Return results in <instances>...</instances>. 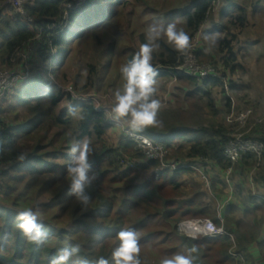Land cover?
<instances>
[{
	"label": "trees",
	"instance_id": "16d2710c",
	"mask_svg": "<svg viewBox=\"0 0 264 264\" xmlns=\"http://www.w3.org/2000/svg\"><path fill=\"white\" fill-rule=\"evenodd\" d=\"M239 1L35 0L34 6L25 8L32 23L12 7L0 13V70L22 71L28 67L31 71L30 78L16 85L0 105V168L8 167L0 171V264H50L56 250L67 243L78 244L81 248L78 255L87 258L90 264H95L99 257L114 264L112 253L118 245L117 233L128 229H134L140 238L141 264H160L165 256L186 252L193 244L199 250L194 264H235L230 255L233 248L244 258L243 264H264V197L252 191L248 194L244 188L248 181L243 180L235 185L237 203L227 204L220 212L201 174L195 170L199 168L211 176L210 171H217L216 167L221 174L234 167L242 177H249L257 164L251 155L234 166L228 162L224 149L235 129L214 121L223 114L214 98L216 89H221L225 95L226 101L222 103L226 108H231V98L224 88L235 89L231 75L237 68L233 48L237 34L232 29L241 32L246 28L250 0H242L241 5ZM165 3L170 7L161 14L159 5ZM69 4L71 8H67ZM259 4L260 0L256 7ZM111 5L120 11L132 7L127 12L131 16L144 9L153 14L150 20H154L153 23L177 21V27L190 37L208 23L212 28L205 36L226 33L225 38L219 40V46L226 52L221 58L223 72L217 80L203 82L205 90H198L196 80L176 70L180 53L166 38L159 41L153 53V64L158 71L157 98L164 92L166 81L176 78L195 88L186 100L189 104L186 113L200 114L203 110L199 104L205 103L209 117H213V121H209L194 120L192 116V126L172 130L162 126L166 121L165 112H159L161 123L158 127L137 133L164 146L166 164L179 165L176 171L165 170L158 180L155 171L160 162L147 160L138 145L127 139L126 132L131 131L126 122L112 119V99L104 101L98 109L93 102L74 100L68 91L74 88L83 94L101 89L99 81L95 89L90 75L80 87V74L68 76L65 72L75 67L79 57L76 45L88 30L108 26L113 33L110 38L114 43L103 52L110 68L114 55L124 56L123 61L127 63L138 51L130 46L116 48L115 42L122 33L119 25L113 27L111 24L117 13L107 12ZM217 5L218 10H214ZM217 13L219 27L215 21ZM70 27L85 29L75 32ZM140 39L143 43L145 36L141 34ZM24 56L28 60H24ZM73 57H76L74 63ZM88 67L91 75L100 76L96 66ZM198 95L200 98L196 97ZM194 97L197 101L191 102ZM69 104L80 108L83 120L69 114L66 107ZM116 127L120 133L117 142H113L110 135L116 132ZM249 136L264 144V122L256 125ZM77 139H87L94 149L91 162L97 180L88 189L91 195L88 205L75 202L67 194L70 178L66 166L70 163L71 144ZM221 174L215 176L212 189L224 195L226 184ZM256 182L264 188V177ZM217 184L222 188L218 189ZM43 195L45 202L40 201ZM33 206H39L40 218L49 232V239L43 245L28 243L16 226V214ZM258 213L261 216L257 218ZM251 215L255 217L252 225L247 221ZM205 218L212 219L227 234L215 239L191 240L177 231L181 221ZM256 247L259 259L250 253ZM76 259L73 257V261Z\"/></svg>",
	"mask_w": 264,
	"mask_h": 264
},
{
	"label": "rangeland",
	"instance_id": "374dc122",
	"mask_svg": "<svg viewBox=\"0 0 264 264\" xmlns=\"http://www.w3.org/2000/svg\"><path fill=\"white\" fill-rule=\"evenodd\" d=\"M257 2L258 0H250L247 3L248 7L243 5L247 7L246 28H244L241 32L238 29H232L233 33L237 34V40H235L233 43V48L236 57V62L234 64L237 66V68L235 70V73L231 75L233 84H235V89H231L230 86H226L224 88V90L228 92V97L231 98V108H226L224 105L225 103H222L223 106L222 110L223 112H225V114H227L226 117L228 118V120L223 121L224 115L214 119V121H219L222 124H224L226 127L232 129L238 128L237 118L239 115H241V113H243L246 110H252V114H253L251 120L248 123L250 127H252L256 119L264 118V0H260V4L257 5L256 7ZM241 3L242 0L239 1L240 5ZM254 3L255 6L252 5ZM153 5H151L150 7H152ZM220 6L222 5L220 4ZM169 7H170L169 4L165 3L164 6L160 4L159 8L161 9V14L164 13V10L169 9ZM218 7L219 5H217L214 10H218ZM160 9L158 11H160ZM111 10L112 12H117L116 16L112 17L111 24L113 25V27L119 25L120 28L119 30L122 33L121 36L117 37V40L115 42L116 48L118 47L121 50V48H125L124 46H130L132 48H136L139 50V47L141 45L140 35L143 34L145 36L146 33L148 32L150 25L153 24L154 20L150 21L154 18L153 14H148L149 12H146L144 11V9H142V11H140L139 14L136 13L135 15L131 16L128 15V13L132 10V7L127 8L126 11L125 10L120 11L118 7L116 8L113 5L108 7L107 12L109 13ZM215 21L219 27L221 22L219 24L218 13L216 14ZM158 23H162L164 25L166 24L164 22H158ZM174 23H177V21H175ZM107 27L108 26H105V28L98 26L86 32L84 38L81 39L80 42L76 45L77 47L75 51L77 50L79 51V57L76 60L75 67H72L71 69L65 71L68 76L78 75L77 73L80 74L81 76V83L79 84L80 87L85 85L84 82L87 80V77L89 75L92 77V81H93V85H95V89H97L99 84L98 81H99L101 83L100 91L89 90L86 92L84 91L83 94L78 93L77 95L80 96H85L87 94L95 95L100 105H102L103 102L108 99L110 100L112 99L111 100V104H112L114 92L116 90H122L125 84V81L122 79L120 74V68L122 65L125 64V62L123 61L124 56L122 57L119 55L118 56L114 55L112 57L113 58L112 66L110 68V65L109 67L107 65L108 64L107 57L103 55V52L107 50V46H109V44L111 43H114L112 38H110L113 33H111V30H109V28ZM210 28H212V26H210V24L208 23L190 38L192 40V38L195 36L199 37L197 38L198 46H200L199 51L202 52V55L199 56V61L203 64H211L212 66H214L213 68L219 74H221V72H223L224 69L223 63L221 62V58L226 56V52L222 51L221 46H219V40L225 38L226 33L216 34L215 37L212 36L207 37L205 36V32L208 31V29ZM83 29H85V27L84 28L80 27L78 29L70 27V30L75 32H82ZM135 29L136 31H134ZM75 58L76 57H73L72 63H74ZM88 66H96L97 73L100 76L95 77L94 75H91ZM186 88L188 89V92H186L187 91ZM191 91L192 89L189 88V86H186L185 84L177 81L175 78L167 80L164 85V92L160 94L161 97L160 102H162L160 112L168 111V110H174L175 113L181 112L182 107L184 106L187 100L186 97L187 93ZM221 91H222L221 89H218V92H215L216 97L224 96V94L221 93ZM196 97L200 98V96H196ZM196 97L191 98V102L197 101ZM216 97H214L215 100H217ZM223 98L221 101H226V97ZM199 108L203 110V112L201 113L204 115L199 116V113H197V115H191L192 113L189 111L190 113L188 114V120H190L191 123L197 119L198 120H201L202 118L204 119V117L205 119H209L213 121V117L211 116L209 117V113H208L209 110L206 108L205 103L202 104L200 103ZM164 114H165L164 120L167 121L166 124L162 123V126L168 127L170 125L169 123H171L169 121L171 117L167 116L166 113ZM192 116H195L194 120H192ZM5 117L6 116L4 114L3 118ZM10 117L13 118V116ZM179 117L183 118V116L174 117L175 120L172 123H175L178 120L180 126L185 125V121H183ZM114 130L116 132H112V134L110 135V140L113 142H117L119 131L117 127ZM32 134H34V131L32 132ZM28 143L30 142L28 141ZM161 167H162V163L160 162L159 168L155 171V178ZM209 171L210 169L208 170V172ZM232 175L233 176L229 178V181H231L232 178L231 182L233 187L236 184L239 183L241 184L243 180H247L248 182L244 186V188L247 190L246 192L250 194V192L253 191V194L254 193L259 194L257 190L260 184L256 182V179H261L262 177H264V160L259 165L258 164L255 165L254 170L251 172L249 177H242V175H240L238 172L234 170V167H233ZM205 177L211 183L210 188H208L205 179H203L206 188L208 190L210 189L209 191H212L213 194H217L215 192V189H212V185L215 182V181L213 182V176L205 175ZM41 182L43 183V181ZM41 197L42 199H40V201L45 202L46 196L43 195ZM217 205L221 212L222 204L220 205L219 203H217ZM259 216H261V213H258L257 218ZM206 219L213 221L210 218H205V220ZM247 219L245 220H247L249 224L252 225L253 224L252 222L255 220V217L251 215L247 217ZM184 221L192 222L195 220H184ZM180 233L182 235H185L183 232Z\"/></svg>",
	"mask_w": 264,
	"mask_h": 264
},
{
	"label": "clouds",
	"instance_id": "9594fccd",
	"mask_svg": "<svg viewBox=\"0 0 264 264\" xmlns=\"http://www.w3.org/2000/svg\"><path fill=\"white\" fill-rule=\"evenodd\" d=\"M164 38L175 51L182 55L187 54L191 49L189 34L178 28L174 22L166 25L153 23L139 50L120 68L125 84L122 90L114 92L110 110L112 119L117 122H126L127 128L132 133L158 127L161 123L158 119L161 102L157 98L156 87L158 71L153 64V53L159 47V41ZM196 82L203 85V82ZM66 107L69 114L80 120L84 119L78 106L69 104ZM93 154L94 149L87 139L75 140L69 150L70 163L66 166V173L70 179L67 183V194L82 205L89 204L91 195L88 189L97 180V174L93 171L91 162ZM40 217L39 206L27 207L16 214V226L28 243L43 245L49 239V232ZM214 230L211 222L205 226L202 223L181 221L177 225V231L183 232L191 240H195L201 231ZM117 238L118 245L112 253L114 264H141L140 238L137 232L134 229L121 230L117 233ZM198 251L193 244L186 252L165 256L160 260V264H194ZM80 252L81 248L78 244L67 243L56 250L50 264H69L73 261V257H77L73 264H90L87 258L78 255ZM95 264H109V261L99 257Z\"/></svg>",
	"mask_w": 264,
	"mask_h": 264
},
{
	"label": "built area",
	"instance_id": "2783aa9c",
	"mask_svg": "<svg viewBox=\"0 0 264 264\" xmlns=\"http://www.w3.org/2000/svg\"><path fill=\"white\" fill-rule=\"evenodd\" d=\"M34 3L35 0H3L0 3V13L4 11L6 7H12L17 14L22 15L27 19L29 23H32L33 19L27 16L25 8L27 6H34ZM67 8H71V5L69 4ZM197 38L199 37L195 36L192 38V46L187 54H179V61L176 70L183 72L188 77L200 83L207 80H217L218 78H220V74L213 68L214 66H212L211 64H203L199 61L198 54L200 46H198ZM24 60H28V57L24 56ZM30 76L31 71L28 67L22 71L0 70V105L3 99L7 96L9 92H11L16 87V85H18L22 81L28 80ZM68 91L71 93L74 100L83 102H93L94 104H96L98 109H101L102 105L98 103L95 95L87 94L85 96H80L77 95L78 93L75 92L73 89H68ZM252 115V110H246L238 116V128L235 129V131L231 134V138L224 149L225 159L230 162L233 166L236 164H240L243 161L244 157L247 155L253 156L258 165L263 161L264 144L260 140L254 139L249 135L251 134L253 128L256 125H260L264 122V118L256 119L252 127H250L248 123L251 120ZM126 134L128 140L138 145L147 160H157L162 163V167L157 173L156 180L159 179L160 174L163 173L165 170L172 168V170L176 171L178 169L179 165L166 164L167 151L164 146L155 144L150 139L146 138L141 134L132 132H126ZM129 166H132V163H130ZM7 169L8 167H2L0 168V171H5ZM195 170H197L201 174L202 179H205L208 188H210L211 183L205 177V173L199 168ZM232 173L233 167L228 168L225 173L227 175L228 181L229 178L232 176ZM192 222L202 223L205 226L208 222H211L215 228L214 231L199 232L196 236V239L199 237L215 239L227 234L223 227H217L211 220L200 219ZM234 249L235 248L230 251V255L235 259V264H243L244 258L240 253L235 252Z\"/></svg>",
	"mask_w": 264,
	"mask_h": 264
},
{
	"label": "crops",
	"instance_id": "0c3cea01",
	"mask_svg": "<svg viewBox=\"0 0 264 264\" xmlns=\"http://www.w3.org/2000/svg\"><path fill=\"white\" fill-rule=\"evenodd\" d=\"M201 52V51H200ZM227 74H229V72H227ZM185 88V87H184ZM189 88H191L192 89V91H194L193 89H195L194 87H189ZM205 90L206 88L205 87H203V85H198V90ZM186 92H188V89L186 88ZM215 92H218V89H216V91ZM190 93V92H189ZM189 93H187V99H189ZM228 93V92H227ZM199 96V95H198ZM216 96V95H215ZM214 96V97H215ZM223 97H225V95L224 96H222V97H216L217 98V100H216V105H217V108L218 109H222V98ZM159 100H161V97H160V95H159V98H158ZM224 99V98H223ZM162 103V102H161ZM202 104V103H201ZM188 109H189V104H187V103H185L184 104V106L182 107V110H181V112H179V113H175V111L174 110H168V111H162V112H165L166 113V115L167 116H169V117H171V119H169V121L171 122V123H169L170 125H169V127H171L172 128V130H178V128L179 129H181V128H185V127H187V126H189V124L191 123L190 122V120H188V114L186 113V112H188ZM176 115H178V116H183V118H181V117H179V118H181L183 121H185V125H183V126H180V123H179V121L177 120V122H175V123H172L175 119H174V117H178V116H176ZM197 115V114H196ZM202 116V115H204V114H202V113H200L199 114V116ZM222 115H224L223 117H224V119H223V121H226V120H228V118L226 117V115L227 114H225V112H223V114H221V116ZM220 117V116H219ZM204 119H205V117H204ZM203 118H202V120H204ZM206 120H209V119H206ZM167 121V120H166ZM166 121H164L163 123L164 124H166ZM210 121V120H209ZM174 126H176V127H174ZM119 131V130H118ZM120 133V132H119ZM217 168V171H215V169L213 170V171H211V173H212V175L211 176H213V180H214V178H215V176H217L218 174H221L220 172V169L218 168V167H216ZM222 175V179H223V184L225 183L226 184V188H225V191H226V193L223 195V194H213L212 193V191H210V196L212 197V198H214L216 201H217V203H219V204H222V209L224 208V207H226L227 206V204H233V203H237V201H236V198H235V192H236V190H235V185H234V187H233V185H232V180L231 181H228V178H227V175H225V173L223 174H221ZM234 184V183H233ZM218 189H221L222 188V185L221 184H217V186H216ZM258 193L259 194H255L254 193V195H256V196H258V197H260V196H263L264 197V188L262 187H260V186H258ZM253 192V191H252ZM253 222H255V220L253 221ZM252 222V223H253ZM262 229H264V225H263V228ZM252 255L254 254V256L255 257H257L258 258V256H259V253H258V249H257V247H256V249L254 250V251H251L250 252ZM260 258V257H259ZM258 258V259H259Z\"/></svg>",
	"mask_w": 264,
	"mask_h": 264
}]
</instances>
